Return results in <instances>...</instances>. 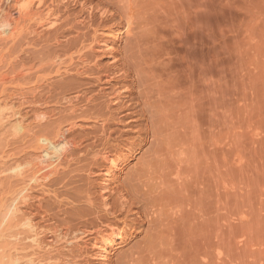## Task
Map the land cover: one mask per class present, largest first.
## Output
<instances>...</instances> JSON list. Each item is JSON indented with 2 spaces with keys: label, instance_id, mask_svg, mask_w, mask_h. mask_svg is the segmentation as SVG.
Wrapping results in <instances>:
<instances>
[{
  "label": "rangeland",
  "instance_id": "rangeland-1",
  "mask_svg": "<svg viewBox=\"0 0 264 264\" xmlns=\"http://www.w3.org/2000/svg\"><path fill=\"white\" fill-rule=\"evenodd\" d=\"M115 1L118 0H41V4H37L34 12H37V19L39 18V20L43 16H46L47 20V16H49L46 21L48 23L42 22L47 25L38 24L39 20L22 18L23 20H17L19 23H16L20 28L17 36L8 40L0 38V102L3 103V106L7 103L9 109L14 107L11 112L6 113L5 111L4 114H19L15 118L13 117L14 119H10L9 123H0V208L1 204H3L1 199L11 189H14L8 184L12 180L14 181L15 178L11 177L12 172H7L6 169L13 167L17 162L24 163L26 160L28 162L31 159H35V156H38L39 150L42 148L39 145L44 144L46 141L44 139L50 137L49 135H51L56 123H62V126L63 124L67 125L64 121L69 115L73 117L83 115L81 112L86 108L87 103L85 101H79L80 103L74 101V104L72 103L71 106L74 105L76 108H81L79 110L76 109L78 110L76 112H79L78 115L74 112L76 116L69 109L72 107L68 108L70 103L67 105L68 102L66 100H68L69 96L73 98L80 91H85L87 94L89 93L90 97L99 98L96 101L97 103H95L98 105L108 102L109 98L103 97L101 99L103 102H101L100 98L105 96V93L108 94L118 87L117 79H115V76L113 77L114 74H111L113 78H107L102 76L103 72L101 73V71L99 72L101 75L97 73L102 76V80L101 82L98 81V84L96 82L98 75L87 71L89 69L88 66L90 65L91 69L96 67L105 69L110 67L113 62L114 64L118 63L116 61L125 56L126 51L124 52V50L130 46L131 42L127 41L133 42L131 37L134 38L140 34L138 28L136 30V32L139 31L138 34L136 36L134 34L130 39L124 33L121 35L122 40L109 42L107 45L110 47H105L106 51L101 49V52L99 49V52H97L99 48L97 45L95 48L97 50L96 53L91 55L94 57L93 59L91 57L84 59L82 53L78 55L80 58L76 56L80 54L79 50L90 43L93 38V30L97 28V25H100L96 24L99 15H97L94 23L95 26H93V23L88 22L89 13L81 8L82 5L91 2L93 9L98 6L99 9L110 10L114 16H109L110 20L108 19L101 26L104 27V24L105 27H117L126 21L124 20L122 9L113 5ZM130 1H132L130 3L133 13H136L135 19H139L138 23H143V29H145V32L143 31L144 37L148 38V45L142 48V52L155 56L151 63L149 62V66L162 69L173 66L174 69L180 71V74L182 72L178 90L176 89V92H174L180 95V98L177 97L174 101H169L167 104L163 103L165 105L162 107L163 110H165L164 108L167 110L164 112L161 109L164 113L159 112V114H156L157 116L159 115L158 118L160 119L158 121L159 124H156V128L158 126L157 130L161 132L158 133L162 135V144L164 147L166 146V152H169L165 154L167 158L164 157L167 160L163 158L165 152L163 153L162 160L164 159L166 162L164 163L163 160V164L160 160L163 166L160 170H171L174 174L176 170L181 169L177 173L181 172L179 176L183 177V180L180 179V182H178L176 178L173 179L175 175H171L172 181L170 177L163 183L167 187L161 185L160 187L163 189H158L159 191L160 189L163 190L160 193L163 201L166 197L165 201L170 203L172 202L171 199L175 200L173 197H176L175 201L179 200V203H183V212L171 217L168 222L167 233L171 241L169 242L168 239L164 243L165 251L163 253H166L164 255H166L165 259L167 260L166 262L164 261L165 264H264V0ZM156 18L160 20L157 19L159 20L157 21ZM83 19L86 20L84 21ZM99 21L100 19L97 23ZM53 22L57 23L55 24L56 26H53ZM74 24L78 25L79 29L73 26ZM51 25L52 27L49 29ZM86 26L89 29H86ZM55 28L58 33H56ZM123 32H125V29ZM77 33H84L83 38L81 34V39L79 37L76 40L78 37ZM57 41L59 42L56 44ZM70 44L71 46H69ZM73 44L77 47L83 46L82 48H77ZM66 46H69L72 51L65 48ZM75 49H79L78 52ZM75 52L77 53L76 55L73 54ZM66 55L67 59H65ZM87 55H90V53H87ZM58 56L63 63L60 62ZM63 59H65V62ZM82 59L86 62L85 64L90 59L92 63H90V60L88 62L90 64L85 65V67ZM54 62L57 63L52 66ZM59 62L63 65L64 63L67 65L70 62L72 66L68 67L70 64L67 67L66 65L61 66ZM56 65H60L62 72L67 70L66 76L70 74L72 78H66L65 76L63 78L60 77L62 79L60 80L59 76H56V72L60 67ZM82 66L83 68H81ZM70 68H72V71ZM192 69L193 72H191L194 75L190 80L186 73ZM79 71L81 72L77 73ZM23 73L26 75L23 76ZM74 74L78 78L76 80L78 82H75L74 85L77 83L75 86L80 85V89H78L79 87L74 89L73 85H71L70 89L67 88L69 90L73 88L71 92L65 89V94H63L60 89L57 90V96L55 97L56 90L52 89L51 84L55 83V81L59 82V80L60 82L63 81L61 83H65L67 80L73 79L75 77ZM90 74L95 78L91 80ZM5 75L8 77L6 78ZM80 78L82 81H80ZM22 79L25 80L23 81ZM106 79L109 83H107ZM157 81L161 80L157 78L155 82ZM79 82L84 83L83 86ZM163 82L165 84L171 83L170 77H164ZM130 83L132 84L129 81L127 85H131ZM48 85L49 87H47ZM50 86L53 92L49 90ZM76 89L78 92H75ZM100 90L101 92L99 93ZM59 93L60 95H65L61 100ZM86 95L83 96L87 98L88 96ZM51 96L52 99L56 98L54 99L55 101L50 98ZM49 101L53 103L51 104ZM99 101L100 103H98ZM60 102L65 104L63 103L62 105ZM9 109L8 111H10ZM64 109H67L66 112ZM90 109L91 106L89 107ZM92 109H96V107L94 108L92 105ZM68 111H71V114ZM67 112L68 114H66ZM43 115H46L45 119L42 118ZM60 116H62V119H60ZM17 118L22 120V122L24 121L22 128L24 130L19 131L18 137L16 136L17 141H15L16 137L12 136L13 133L11 132L13 129H11V125L17 121ZM134 119H138V117ZM46 120H49V122ZM77 120L79 128L77 127L74 133L79 134V138L82 137L84 139L83 136L88 138L87 142H85L87 147L88 143L94 141L93 137L99 134V128H101L103 122L90 121L79 117ZM130 121V119H114L105 123L109 127V131H116L115 133L130 132L129 136L132 139L133 148L136 149L134 155L122 156L123 158L121 157L123 155L122 149L118 152L120 158L124 159L121 165L122 168L120 167L121 169L116 175V182L118 180L117 183L119 184L120 181L127 178L133 168L135 169L141 163L143 153L152 142V138H150L152 133L148 137V139L150 138L149 140L144 136L139 138V135H141L139 129L141 127ZM143 122L144 124L147 123L145 120ZM37 123L42 127L46 125L42 128ZM54 123L55 125H53ZM147 125L150 124L147 123ZM50 127L52 128L50 129L51 133ZM40 137L42 140L39 141ZM81 151L77 152V154L79 153L77 155L79 158L84 157L82 156L84 151L82 153ZM90 156H87V162L91 161L89 159ZM19 159L23 161L20 162ZM86 161L84 163H87ZM74 163L79 169V164L77 162L72 164ZM161 163L157 165L159 166L158 170L162 167ZM5 167L7 168L5 169ZM72 167L76 168L75 166L70 168ZM166 167H169V169H166ZM77 168L72 169V172L70 171L71 169L66 170L70 171L72 176H77L76 180L73 177L74 184H69L68 188L73 186L74 188H78V186L80 188L84 183L83 181L88 178L84 173L81 174L82 176L78 174ZM165 173L167 174V172ZM172 173L169 172L168 174ZM71 174L63 182L59 181L61 184L58 183L59 186H56L59 191H63L64 187L62 188V184L72 178ZM6 177H10V180ZM77 178L79 181H81L79 178L84 180L80 183ZM87 180H89L88 182L86 181L89 186L91 181V185L100 183L94 176ZM77 181L81 186L78 183L76 184ZM8 186L10 187L9 190L7 189ZM165 188L167 191H164ZM36 189L38 188L32 191V195L35 197L33 204L42 203V211L47 210L50 212V207L47 205H51L53 201V198H49V196L53 194L51 190L54 187L51 190L48 189V192L45 189L43 190L47 193V196L45 193L44 195L42 194V189H39L40 191ZM96 191H99V188ZM77 192L76 189L75 193L77 194ZM48 193H50L49 196ZM36 200L37 202H35ZM39 203L35 206L40 205ZM44 206L47 209H44ZM60 209L65 210L66 208ZM1 210L0 240H3L1 239L3 234L1 233ZM62 210L58 212L59 214L62 213L58 214L59 220L65 217ZM30 211L33 212L34 209ZM35 212L37 211H34L33 214ZM40 214L42 213L40 212ZM40 214L36 216V222H41L42 225L47 224V226L53 223L51 221L50 224H48L49 221L46 223L47 216L44 222ZM47 214H51V212ZM90 219L89 222H93V218ZM143 237L144 234L137 231L133 238L126 241L127 243H122L118 250L113 251V260H116L119 254L127 252L132 245L139 243ZM51 238L53 237H48L46 241L52 240ZM0 242L2 243L3 241ZM47 243L52 244L51 241Z\"/></svg>",
  "mask_w": 264,
  "mask_h": 264
},
{
  "label": "bare ground",
  "instance_id": "bare-ground-1",
  "mask_svg": "<svg viewBox=\"0 0 264 264\" xmlns=\"http://www.w3.org/2000/svg\"><path fill=\"white\" fill-rule=\"evenodd\" d=\"M130 2L132 1L118 0V1H115V3L113 2V5L116 8L120 7L122 9L121 11L124 14V20L126 21L124 22V24L119 23L120 25H118L117 27H110V26L105 27L104 24H103L104 27L101 26L102 23H104L110 18L109 16H112V17L114 16V14L110 10L99 9L98 6L96 7V9L95 8L93 9L91 7V2L90 3L87 2L83 4L81 7L85 9V11H88L89 13L88 22L90 23L94 24L97 19V15H99L98 16L99 18L97 19L96 24H100V25H97V28L93 27L95 28V30H93L94 33H93L92 40L83 49L81 50L78 49L80 54H77L76 52L73 53L74 55L77 54L76 56L81 55L82 53L84 59L89 58V57L93 59L94 57H92L91 55H93V53H96L97 50L95 48L97 45L99 47L97 52H99V49L103 50L105 49V47L109 48L110 46L107 45L109 42H115L117 40L120 41V39L122 40L121 35L124 33L126 37H128L129 39L134 34L136 36V34H138L139 31H140V34L134 38L131 37V40H133V42L127 41V42H131L130 46H128L129 48L126 46L128 48V49L125 48L126 50L123 49L124 52L126 51L125 56L124 57L121 56L123 58L116 61L119 64L118 63L114 64L113 62V64L110 67H107L105 69H100L97 67L94 69H91L90 65L88 66L89 69L87 71H90L91 74H97L101 71V73L103 72L102 76L104 77H107V78L109 77L113 78L114 76L116 77L115 79H117L116 82L118 83V87H116L117 89L115 88V90L113 89V91L109 90L110 92L108 94L105 93L104 91L105 96H102V98H100V100L103 99V97L109 98L108 102L105 100L107 103L101 100V102H103L104 104L103 103L98 104V105L95 104L97 103L96 102L97 99H99L96 97L97 95L94 94L96 95L95 97L97 98V99H94V97H90L88 95L89 93L87 94V92L85 91H80V93H77V95L75 94L73 98L72 97L70 98L69 96L68 100H66L68 103L62 99L63 101L67 103V105L70 103L69 104L70 106H68V108L72 107L69 109L72 110L73 112L68 111L69 113L71 112L73 114L74 112L81 109V108H76L74 105L71 106L74 101L75 102L85 101L87 103L88 108L87 106L86 108L88 110L86 108L85 109L83 108L84 110L82 109L83 111L81 112L83 115H79V116H77L79 112L78 113L76 112L77 115L76 113H74V115H76L77 117L75 116L73 117L72 115L71 116L69 115V117L65 119L66 121H64L65 123H67V125L63 124L64 127L62 126V123H58V124L56 123V126L53 127V129L50 127L49 130L52 129V133L50 130V133H51V135H49L50 137L48 139H44V141L45 140L46 141L44 142V144H41L42 146L39 145V147L40 148L42 147V148L41 149L39 148L40 153L38 154V156H35V159H31L28 162L26 160V162L24 163L21 162L23 160L19 159L21 163L17 162L16 165L14 166L12 165L13 167H8V168L5 167V169L7 168L6 169L7 172L8 171H10V173L12 172L13 176L12 175L10 176L15 179L14 181L12 180V182H9L8 184L14 189H11V191L9 193H6L5 197L1 199L3 202L0 208L2 209L1 210L2 211V221H1L2 231L1 233H3L1 235V239L3 240H0V241H3V242L2 243L0 242V264H163V263L165 264V262L167 261L165 259L166 255H164L166 253L165 252L163 253V251H165L164 243L168 241L169 239V236L167 233L168 232V227H167L168 222L171 217L175 215H179L181 212H183L182 211L183 203H179L180 202L179 200H178L179 202L175 201L177 199L176 197H173L175 198V200L170 198L172 201L170 203L169 201L168 202L165 201L166 197L163 201L162 195L160 194L163 188L160 186L164 185L163 184L164 181L166 179L168 180V178L170 177H171L170 180L172 181L171 175H175V177L173 176V179L176 178L178 182H180V179L183 180V177L179 176L181 172L179 174L177 173L181 169H179L178 171L176 170V173L174 174L172 173L171 170L165 171L164 170L165 168L163 169L164 171L160 170L161 168H163L162 163H163V160L165 159L164 157L167 158L165 154L169 152H166V146L164 147V145L162 144V141H161L162 135L160 134L161 132L157 130L158 126L156 128V124H159L158 121H160V119L158 118L159 115L157 116L156 114H159V112L160 113L162 112L163 110L162 107L165 106L163 103L167 104L169 101L171 102L174 101V99H176L177 97L180 98V95H177V93L175 94L174 92H176L175 90L178 88L179 82H181L179 80H180V77H182L181 76L182 72L180 74L179 73L180 71H177V69H174L173 66L165 68V69H162L160 67H151V65L149 66V62L151 63V61L153 60V58H155V56L153 57L148 54H144L142 52V48L148 45V40H147L148 38L146 39V37H144L145 29H143V23L141 21L140 22L142 24L138 23L139 19L138 20L135 19L136 13L135 14L133 13V9H132ZM38 3L41 4V0H0V38L2 37L1 38L2 40H8V39H13L15 36H17L19 29H20L19 25L16 24V23H19V21L17 20H20V19L21 20L23 19L39 20V18L37 19V16H38L37 12H34V8L37 6ZM45 17L46 16H43L42 19L40 18L39 20L40 22L38 23L37 21V23L40 25L45 24L42 22H46L49 19V16H47V20ZM99 19L101 22L99 21V23H97ZM157 19L159 18H156V20ZM124 20L122 19V21ZM80 23H77V24L81 25ZM55 24L57 23L53 22V26ZM75 24L73 26H76ZM88 26H86V29L88 28ZM93 26H95V24ZM51 27L52 25L49 27V29ZM76 27L75 29L78 28ZM137 28L139 30L138 32H136ZM78 29L77 31H79ZM124 29H125V32H123ZM55 31L56 33H58L57 29ZM77 34H78L77 35L78 37L76 38V40L79 39V37L81 39L82 33H77ZM83 34H82V38L84 36ZM58 42L59 41H57L56 44ZM71 44L69 46H71ZM73 45L77 47L75 44ZM69 46L68 47L66 46L65 48L69 49ZM82 46L77 47V48H82ZM104 51H106V49ZM64 52H67V51H64ZM87 53L88 54L90 53V55H87ZM74 55L72 56L74 57ZM58 58L60 60L59 56ZM65 59H67V55ZM65 59H63V61ZM61 60L60 62H62ZM90 60L89 61L87 60V64L92 63V60L91 62ZM82 61L84 62L83 63L84 66L87 65L85 64L86 62L83 59ZM70 62L68 63L70 65L67 64L68 67L72 66ZM56 63L54 62L52 66H54V64ZM62 63H60L61 66L63 65ZM60 65H56V66L60 67ZM64 65L66 64L64 63ZM81 68H83V66ZM70 70L72 71V68H70ZM189 71L186 73V75H188L187 77L191 80V78L194 75V73L192 75L193 69ZM63 72H62L61 67L58 68L56 72V76L58 75L59 78L65 77L68 72L67 70L64 73ZM80 72L81 71L77 73H80ZM111 74H114L113 77ZM25 75L23 73V76ZM99 75L101 74L99 73ZM99 75L96 78L97 80L96 82L98 84H99L98 81L101 82L102 80V76H99ZM69 77L72 78L70 74L66 76V78H69ZM75 77L73 79H70L69 81L66 78H64L67 80V82L65 83H61L63 81L60 82V80H62L61 78L59 82L55 81V83H52V84L49 83L52 85V89L56 90V92L54 91L56 93L55 97L57 96V90L61 89L60 91H62V93L65 94L64 90L69 88L71 85H73L74 89L78 88L80 85L77 87L75 86L77 85V83L74 85L75 82H78L76 81L78 79L76 75ZM164 77H170L171 83L165 84L163 82ZM92 78H95V77H92L91 75V80ZM157 78H159L161 81L155 82ZM80 81H82L81 78H80ZM106 81L108 80L106 79ZM129 81L132 82V84L130 83L131 85H127ZM107 83H109V81ZM79 84H82L83 86L84 83L79 82ZM47 87H49V85ZM73 88H71V90H69L70 88L67 90L71 92ZM52 89L50 86L49 90L51 91ZM78 89H80V87ZM75 92H78V90L76 89ZM100 92L101 90L99 91V93ZM111 92L112 94H110ZM83 95H86L89 98L88 97L86 98ZM90 95L93 96L92 94ZM60 96H61L60 97V100H61V98L64 97L65 95L64 96L60 95ZM50 98L52 99V96ZM49 102L51 103V101ZM63 103L61 104L63 105ZM98 103H100V101ZM76 104L78 105V103ZM79 105L81 106V104ZM92 105L94 106V108L96 107V109H92ZM90 106H91V109L89 110ZM7 107H8L7 103L5 106H3V103L0 102V123H4V124L9 123L8 121H10V119L12 120L17 115H19V114H13V113L4 114L5 111L6 113L7 112L9 113L14 108L12 107V109H9V107L8 108ZM8 109L10 111H8ZM164 109L165 110L163 111L165 112L167 109L166 108ZM68 112L66 114H68ZM45 116L43 115L42 118H44ZM60 117H61L60 119H62V116ZM78 117L88 119L90 121L92 120V121L103 122L101 128H99L100 129L99 134L96 133L97 135L93 137L94 141H91V143H88L87 147L85 145L86 144L85 142H87L88 138H86L83 135L81 136H83L84 139H82V137L79 138L80 137L78 136L79 134L77 135V133L76 134L74 133V130L77 127L79 128V124L77 125ZM137 117L138 119H134ZM114 119H130L131 120L130 122L136 123L137 124L136 126L141 127L139 129V132L141 133V135H139V138H141L142 136H144L145 138L147 137V140L152 138L151 145L148 146V149H146V151L142 155V161L141 163H139L140 165L138 164L135 167V169L133 168L132 172L129 173V175L127 174L128 175L127 178L126 179L124 178L122 181H120V184L117 183L118 180L116 182V175L118 171L122 168L121 165L124 160L122 159L123 158L122 156L126 157V156L134 155L136 152V149L133 148V145L131 142L132 139L129 136L130 132L129 133L128 132L127 133H124V132L115 133L116 131L113 132V131L108 130L109 127H107L106 126L107 124L105 123L110 120H114ZM144 120L150 125H147V123L144 124L143 122ZM23 122L22 120H18V118L14 124L11 122L13 124L11 125L12 126L11 129H13L14 131V132L13 131L11 132L13 133L12 135L13 137H16V136L18 137L19 131L24 130L22 129ZM47 122H49V120ZM53 125H55V123ZM39 127H42V126H39ZM150 133H152L151 134L152 136L148 139V137L150 136ZM17 137L15 138L16 139L15 141H17ZM43 138H46V137H43ZM38 140L39 141L42 140L41 137ZM21 149L19 150L20 153H21ZM120 149H122V153H123V155H121L122 158H120V155L118 154ZM81 150L84 151L82 155L84 157L79 158L77 156L79 153L77 154V152H80ZM167 151L169 150L167 149ZM163 153H164V156H163ZM87 156H90L89 158L91 160L90 162L86 161L88 160ZM162 156L164 158L163 160H162ZM160 160L162 163L160 162ZM165 160H164V163L166 162ZM84 161H86L87 163H84ZM73 162H77L79 164L78 165L79 169L76 167L77 166L76 163L72 164ZM159 162L161 163L162 167H160L158 170L159 166L157 165L160 164ZM70 165L75 166L77 168L78 174L81 175L82 173H84L86 177L88 178L90 177L93 178L94 176L97 181H100V183L99 184L93 183L92 184L93 186H92L91 185L92 181L90 180L91 182L89 186L87 184V182L89 181L87 180L88 178L86 180L79 178L81 181L84 180L83 181L84 183L81 186L78 183L79 180L77 178L78 181L76 182V184L78 183L81 187L79 188V186L77 185L78 188H74V186L72 188L71 187L68 188L69 184H72V183L74 184L73 177L75 176H72L71 172H72V169H76L74 167L70 168L71 167ZM167 168L169 169V167H166V169ZM67 169H71L70 170L71 172L66 171ZM165 172H167V174ZM169 172L172 174H168ZM70 174L72 178H70V180L67 182L65 181V184H62L63 185L62 188L64 187L63 191H59V189L56 186H59L58 183L61 184V182H63L65 178L67 177L69 178ZM76 177H75V180H76ZM86 177H83V178H86ZM7 179L10 180V177H8ZM54 180L56 181L52 182ZM81 181L79 182L82 183ZM93 182H96V181H93ZM5 184L4 186H6ZM53 187L54 189L51 190V188ZM9 188L10 187L8 186L7 189L9 190ZM35 188H38L36 190L42 189V191L45 189L47 190V192L49 191L48 189H50L51 192H53V194L51 193L52 195H50L51 197L49 196L50 193H48L49 198H53L51 205H47L50 207V209L49 208L48 209L51 212V214H47V213H50L47 210L42 211V206H41L42 203L40 204L38 202L40 204L38 206H35L38 203H36L35 205L33 204L34 203L33 199L35 197H33L32 191ZM98 188H99V191H96V189ZM159 188H162V189H160L159 191L158 190ZM76 189L78 191L77 194L75 193ZM164 191H167L166 188ZM44 193L45 191L42 192L43 195ZM45 194L47 196V193ZM42 200H45V199H42ZM35 202H37V200ZM43 208L47 209V207L45 208V206ZM60 208H66V209L62 210ZM24 209H26V211H24ZM28 209L29 210L34 209V211H37L35 212L37 214L35 213L33 214L34 211L29 212ZM58 209L64 211L63 214L65 217L63 219L59 220L58 216L62 213L59 214L58 212H61V211ZM40 212L42 214H40ZM38 214L42 216L41 217L42 220H44L46 216L48 217V219L46 218L47 219L46 223H48V221H49L48 224H50V221L51 223L52 222L53 223L49 226L45 224L46 225L45 226V225H42L41 222L40 223L36 222V219H37L36 216ZM90 218H93L92 220L93 222L91 221L89 222ZM137 231L144 234L143 239L139 243L132 245L127 252L119 254L116 260H113L112 258V255L114 254L113 251L118 250L121 247L120 245L122 243L124 242L127 243L126 241L133 238L134 234L135 233L137 234ZM48 237H53V238H51L52 240L46 241ZM50 241L52 242V244L47 243ZM170 241L171 240L169 239V242Z\"/></svg>",
  "mask_w": 264,
  "mask_h": 264
}]
</instances>
